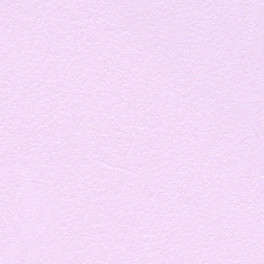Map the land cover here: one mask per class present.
Listing matches in <instances>:
<instances>
[{"label": "snow or ice", "instance_id": "6c2138e0", "mask_svg": "<svg viewBox=\"0 0 264 264\" xmlns=\"http://www.w3.org/2000/svg\"><path fill=\"white\" fill-rule=\"evenodd\" d=\"M0 264H264V0H0Z\"/></svg>", "mask_w": 264, "mask_h": 264}]
</instances>
